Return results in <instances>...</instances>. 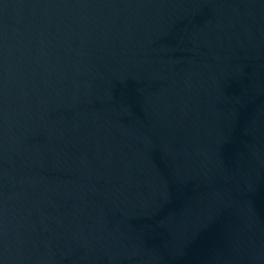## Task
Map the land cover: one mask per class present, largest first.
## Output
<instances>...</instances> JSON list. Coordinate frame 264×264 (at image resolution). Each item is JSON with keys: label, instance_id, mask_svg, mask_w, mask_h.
Segmentation results:
<instances>
[{"label": "water", "instance_id": "1", "mask_svg": "<svg viewBox=\"0 0 264 264\" xmlns=\"http://www.w3.org/2000/svg\"><path fill=\"white\" fill-rule=\"evenodd\" d=\"M0 264H264V0H0Z\"/></svg>", "mask_w": 264, "mask_h": 264}]
</instances>
